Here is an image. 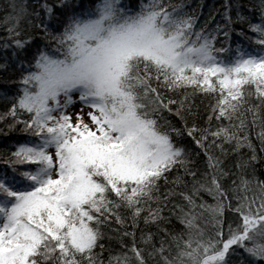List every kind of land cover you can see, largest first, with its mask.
I'll list each match as a JSON object with an SVG mask.
<instances>
[{
    "label": "snow or ice",
    "instance_id": "6c2138e0",
    "mask_svg": "<svg viewBox=\"0 0 264 264\" xmlns=\"http://www.w3.org/2000/svg\"><path fill=\"white\" fill-rule=\"evenodd\" d=\"M4 7L0 264H264V0Z\"/></svg>",
    "mask_w": 264,
    "mask_h": 264
},
{
    "label": "trees",
    "instance_id": "16d2710c",
    "mask_svg": "<svg viewBox=\"0 0 264 264\" xmlns=\"http://www.w3.org/2000/svg\"><path fill=\"white\" fill-rule=\"evenodd\" d=\"M8 0H0V37H4L6 35V25L4 22V17L8 15L9 13L5 11V5L7 4ZM25 3L31 7L34 4V0H24ZM81 4L87 5L91 2V0H79ZM173 3H183L186 6V10L189 12H196L200 16L199 23H203L204 19H206L210 13L216 16V19L218 22H222L221 17L219 16V13L223 11L222 5L224 4L225 0H172ZM231 2L236 5L239 4L242 6L241 11L244 13V15L248 16L250 19L253 18V16H256L258 14L256 13H249L248 7H254L257 6L259 3V0H231ZM233 18H235V11L232 12ZM233 27L237 30L241 28L240 24H234ZM245 31H247L246 26ZM250 34V33H249ZM223 39V38H221ZM2 42V41H0ZM237 43H243L245 46H248L249 42L247 40H243L240 37H237L235 34H233L232 38V47L235 48ZM254 47V45H253ZM0 63H3V54L0 53ZM21 74V70L16 66L15 61H10L9 69L7 72L0 71V96L6 95V94H14L16 92L17 85L14 83ZM209 101L205 99L204 104L206 105ZM197 103H199V99L197 100ZM6 108V104L4 101L0 100V112H3ZM204 105H201V115L204 116ZM202 126L204 124L203 119L198 121ZM215 123V122H214ZM0 127H3L2 124H0ZM28 138L19 131H15L10 133L8 136H4L0 134V157H3L6 155L13 147V145L17 143H22ZM186 146L189 148L194 147V145L191 144V142L185 138L182 141ZM202 159V158H201ZM232 159H235L234 157ZM203 167V165H200ZM0 167H3L0 165ZM261 176V178H264V169L260 170V172L257 173ZM204 199L208 203H213L211 197L205 196ZM167 215V213H165ZM177 227H179L177 225ZM107 243V242H106ZM112 247L115 250L118 249V244H116L115 241L112 242ZM108 256V252L105 251L104 257L105 259Z\"/></svg>",
    "mask_w": 264,
    "mask_h": 264
},
{
    "label": "rangeland",
    "instance_id": "374dc122",
    "mask_svg": "<svg viewBox=\"0 0 264 264\" xmlns=\"http://www.w3.org/2000/svg\"><path fill=\"white\" fill-rule=\"evenodd\" d=\"M78 110V109H77Z\"/></svg>",
    "mask_w": 264,
    "mask_h": 264
}]
</instances>
